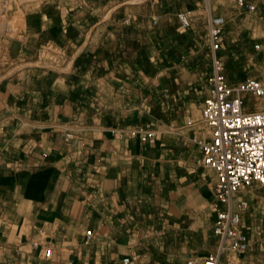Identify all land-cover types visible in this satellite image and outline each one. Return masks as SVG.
<instances>
[{
  "label": "crops",
  "instance_id": "crops-1",
  "mask_svg": "<svg viewBox=\"0 0 264 264\" xmlns=\"http://www.w3.org/2000/svg\"><path fill=\"white\" fill-rule=\"evenodd\" d=\"M14 1L23 32L0 31V264H203L224 207L203 160L208 17L227 18L230 82L264 77V0ZM241 200L250 245L222 264H264V187Z\"/></svg>",
  "mask_w": 264,
  "mask_h": 264
},
{
  "label": "built area",
  "instance_id": "built-area-1",
  "mask_svg": "<svg viewBox=\"0 0 264 264\" xmlns=\"http://www.w3.org/2000/svg\"><path fill=\"white\" fill-rule=\"evenodd\" d=\"M237 2L253 8L245 0ZM179 18L183 26L189 25L187 13H181ZM226 23L224 15L208 17L212 75L202 114L212 139L204 146V165L216 172L214 194L224 207L217 212L214 222V233L219 237L218 251L204 258L203 264H222L223 255L247 250L250 244L239 226L240 213L248 202L241 200L235 207L234 194L256 185L264 187V100L259 107L251 109L244 99L246 94L264 97V84L257 78H247L243 83H232L227 78L220 55ZM155 137L154 132H142L144 140L154 141ZM90 238L91 231H88L87 239ZM51 252V248H46V256ZM124 262L128 264L129 258H124ZM187 264H193V260Z\"/></svg>",
  "mask_w": 264,
  "mask_h": 264
},
{
  "label": "rangeland",
  "instance_id": "rangeland-1",
  "mask_svg": "<svg viewBox=\"0 0 264 264\" xmlns=\"http://www.w3.org/2000/svg\"><path fill=\"white\" fill-rule=\"evenodd\" d=\"M2 1H3V7H2L1 13H0V31L6 32L12 36H20L23 31L21 30L22 28L20 27L19 22L23 23L24 18H25L22 9H20L19 7L16 9L17 5H16V2L14 0H2ZM1 26L4 28H8V29L4 30ZM256 44H260V43L258 41H256ZM256 48L258 49L259 47H256ZM59 54L60 53L58 50L57 51L56 50H49L47 52L44 51L42 53V57L47 58V59H51V60H58ZM221 57H222L224 64H225V73H226L227 78L230 80V78L232 76V78L236 80L238 71L234 67H236V68L239 67L240 63L237 60L232 61V59H229L228 57H224L223 55H221ZM229 66L231 67V71L229 69ZM253 69L254 68H252V70ZM242 76L246 77L245 69H239L238 77L241 78ZM249 77H251V76H249ZM256 78L264 84V77L263 76L256 77ZM258 97H263V96L246 94L244 97L245 103H247L251 109H255L256 107L260 106ZM203 160H204V158H203ZM207 169H210V168H207ZM251 189H253V187L252 188H245L239 192L250 191Z\"/></svg>",
  "mask_w": 264,
  "mask_h": 264
},
{
  "label": "bare ground",
  "instance_id": "bare-ground-1",
  "mask_svg": "<svg viewBox=\"0 0 264 264\" xmlns=\"http://www.w3.org/2000/svg\"><path fill=\"white\" fill-rule=\"evenodd\" d=\"M246 81V80H245ZM258 100H259V105L262 103V101L264 100V98L263 97H258ZM263 187V186H262ZM239 192V191H238ZM236 194V193H235ZM235 194H234V196H235Z\"/></svg>",
  "mask_w": 264,
  "mask_h": 264
}]
</instances>
